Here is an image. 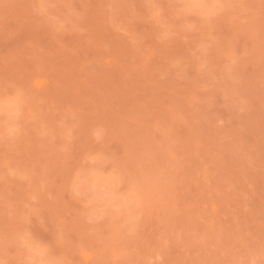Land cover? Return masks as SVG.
Listing matches in <instances>:
<instances>
[{
  "label": "rangeland",
  "instance_id": "rangeland-1",
  "mask_svg": "<svg viewBox=\"0 0 264 264\" xmlns=\"http://www.w3.org/2000/svg\"><path fill=\"white\" fill-rule=\"evenodd\" d=\"M0 264H264V0H0Z\"/></svg>",
  "mask_w": 264,
  "mask_h": 264
}]
</instances>
